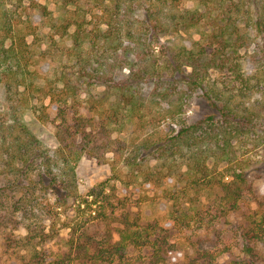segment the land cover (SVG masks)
<instances>
[{"label":"trees","instance_id":"obj_1","mask_svg":"<svg viewBox=\"0 0 264 264\" xmlns=\"http://www.w3.org/2000/svg\"><path fill=\"white\" fill-rule=\"evenodd\" d=\"M90 1L100 6L93 52L84 48L81 0H63L65 22L57 28L61 36L74 28L72 46L58 48L52 59L47 51H36L40 27L33 19L50 22L46 5L17 0L24 6L22 17L13 15L15 2L0 0V88L10 103L0 104V234L7 247L25 252V264H44L38 249L53 238L54 218L71 211L81 220L63 223L68 238L61 255L66 262L60 264H220L222 253L188 254L183 245L157 235L161 222L145 223L139 203L163 200L147 193L166 194L170 174L178 169L173 182L181 183L183 195L215 191L222 211H237L246 180L234 145L264 126V101L257 108L237 102L245 92L262 91L264 0H194L195 9L181 8L184 0ZM183 36L189 43L179 41ZM39 60L56 63L52 77L41 72ZM215 72L230 81L219 85L212 79ZM178 93L180 112L186 97L198 94L215 114L170 137L159 131L136 137L151 124L145 116L150 105L159 109L155 119H174ZM23 106L38 121L54 124L53 156L21 120ZM83 158L111 170L85 196L77 192L75 177ZM218 164L229 166L223 169L227 173L218 171ZM117 181L133 193L145 188L140 202L132 205L118 196ZM19 230L24 234L17 235ZM240 242L242 255L229 264H264V215L241 227ZM128 250L145 255L129 256ZM179 252L182 258L176 260Z\"/></svg>","mask_w":264,"mask_h":264},{"label":"rangeland","instance_id":"obj_2","mask_svg":"<svg viewBox=\"0 0 264 264\" xmlns=\"http://www.w3.org/2000/svg\"><path fill=\"white\" fill-rule=\"evenodd\" d=\"M73 1V0H72ZM15 2L16 9L14 16L24 17V6H19L17 0ZM39 3L46 5L50 13V22L44 20L39 16L33 19L35 23L39 25V37L40 41L36 46L38 54L47 51L48 55L54 58L58 56V48L66 49L72 46V33L73 27H70L62 36V29L57 28L65 22L63 20L66 9L63 7V0H38ZM83 9L86 13V32L87 38L84 43L85 50L92 51L93 47V29L94 24L97 21L96 14L100 12V6L96 5L90 0H81ZM25 5V4H22ZM69 7V5L67 6ZM74 5L71 4V11ZM183 9H195L196 2L194 0H184L181 3ZM34 16V13L32 14ZM55 27H54V26ZM52 26V29L51 27ZM196 36H193L195 40ZM184 43H189L187 36L181 37ZM189 45V44H188ZM93 49V50H92ZM40 61V60H39ZM48 61V60H47ZM41 72L47 76L52 77L54 66L56 63H41ZM74 61L71 60V64ZM246 65V64H245ZM246 69L248 66L246 65ZM261 72V71H260ZM219 85L230 81V79L223 73L215 72L212 75ZM260 88L262 91L254 89L253 92H245L244 97H238L237 102L243 107H256L262 101H264V75L259 76ZM237 85V84H236ZM237 87V86H236ZM179 93L173 97L172 108L175 109L177 104L180 103ZM6 95L4 90L0 88V104L5 106L10 105L6 101ZM181 100H185L181 98ZM17 104L18 100L12 102ZM186 105L182 108V111L176 110V115L173 120H157L156 112L158 113V107L153 104L150 105L146 111V119L151 124L147 126L145 130H138L136 137H143L150 134L156 136L159 131L162 135H168V137L174 135L179 128L185 127L190 124H194L198 121L205 119L211 114H215V111L209 107L206 100L200 95L194 94L190 98L186 97ZM31 103H34L31 100ZM167 105V104H162ZM77 107V106H76ZM7 108V107H6ZM80 112L84 113V105H81ZM21 120L25 123L29 131L36 137V139L49 151L50 155H54L58 146L55 137V127L51 121L42 123L36 119L35 114L29 106H23L20 109ZM159 122V123H158ZM255 135L246 137L245 139L237 142L235 147L236 161L242 166V172L245 177L244 190H242V196L237 202L236 212H224L220 205V196L215 191H200L198 193L190 192L189 195H183L181 190V183L175 184L173 181L178 179V169L169 178L170 182L166 194L160 189L148 191V195L164 196L163 200H157L154 198L148 201H141L139 203V210L141 212L143 221L145 223L150 221H160L161 226L157 231V235L166 237L170 243H177V245H183V250L188 254H192L196 250L205 249L211 250L215 253H222V258L219 260L220 264H229V261L237 259L242 255L241 242H240V229L245 226L248 221L259 220L264 215V126L260 125ZM156 162V160H154ZM154 161L152 165H154ZM180 161H177L179 165ZM157 164V163H156ZM231 166V165H230ZM184 167V166H183ZM182 167V170H183ZM227 167L224 164H218L217 170L223 171ZM229 167V166H228ZM227 167V168H228ZM125 171V168H122ZM166 171V168H163ZM227 172H224V174ZM125 175V172L123 173ZM224 176V180L228 179ZM111 176V170L109 164H100L94 159H81L75 168V177L77 181V192L82 196H85L95 185L104 181ZM218 178H222V174H217ZM140 179V177H138ZM178 183V182H177ZM116 188V194L120 197H127V202L135 205V202H140V195L145 193V188L139 193H133L131 188L125 187L120 182H114ZM169 199V201H166ZM73 219V220H72ZM81 218H77L76 214L68 211L65 215L59 218H54V235L53 238L38 249L40 254L39 259L44 264H60L66 256H61L66 253L67 246L66 241L68 238V229L64 227L63 223L80 222ZM97 229V228H94ZM100 230L102 228H99ZM102 231V230H101ZM17 235H23V230L16 232ZM95 236L100 235L97 231H93ZM117 236L113 237V240H117ZM15 247H7L3 235L0 234V264H25L24 257L25 252L22 249L14 251ZM13 250V252H12ZM69 252L67 251V254ZM183 253V252H182ZM182 253L176 254V260L182 258ZM129 256H144V251L128 250ZM64 259V262L66 260Z\"/></svg>","mask_w":264,"mask_h":264}]
</instances>
